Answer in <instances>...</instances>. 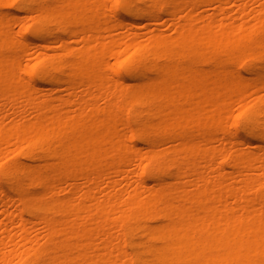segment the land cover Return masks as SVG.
Returning a JSON list of instances; mask_svg holds the SVG:
<instances>
[{
  "label": "bare ground",
  "instance_id": "6f19581e",
  "mask_svg": "<svg viewBox=\"0 0 264 264\" xmlns=\"http://www.w3.org/2000/svg\"><path fill=\"white\" fill-rule=\"evenodd\" d=\"M0 264H264V0H0Z\"/></svg>",
  "mask_w": 264,
  "mask_h": 264
},
{
  "label": "rangeland",
  "instance_id": "374dc122",
  "mask_svg": "<svg viewBox=\"0 0 264 264\" xmlns=\"http://www.w3.org/2000/svg\"><path fill=\"white\" fill-rule=\"evenodd\" d=\"M164 32H167V30H164ZM105 33H107V32H105ZM148 37V32H146V33H144V39H146ZM23 109H24V107H23Z\"/></svg>",
  "mask_w": 264,
  "mask_h": 264
}]
</instances>
